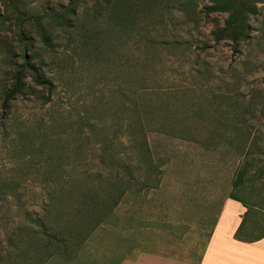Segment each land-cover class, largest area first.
<instances>
[{
  "label": "rangeland",
  "instance_id": "374dc122",
  "mask_svg": "<svg viewBox=\"0 0 264 264\" xmlns=\"http://www.w3.org/2000/svg\"><path fill=\"white\" fill-rule=\"evenodd\" d=\"M231 11L245 21L236 46L215 40ZM12 53L52 87L0 114V249L11 262L32 258L24 242L38 219L63 220L68 189L108 203L103 189L84 195L113 166L105 141L128 162V137L143 136L152 173L141 164L143 184L94 227L88 203V238L43 264L195 263L238 164L254 159L247 174L264 175V0H0V82ZM263 182L233 191L249 205L244 238L264 233Z\"/></svg>",
  "mask_w": 264,
  "mask_h": 264
},
{
  "label": "trees",
  "instance_id": "16d2710c",
  "mask_svg": "<svg viewBox=\"0 0 264 264\" xmlns=\"http://www.w3.org/2000/svg\"><path fill=\"white\" fill-rule=\"evenodd\" d=\"M244 27L245 21L241 11H231L228 19L224 23L223 28L217 33L215 40L217 41L219 38H222L230 41L232 46H236L244 37ZM41 37L43 40H45L43 35ZM21 60V63H17L15 61V54H11L9 64L10 70L8 76L4 77L0 82V114L3 116L9 112L12 102H14L18 97L27 93L38 100L46 101L48 96H44L43 92L47 91V93H50L51 91V82L47 80L39 71V64L33 62L30 58H25L23 55L21 56ZM26 79L29 80L30 85L26 82ZM2 119H4V117ZM128 138L130 139L128 140L129 152L132 153V156L129 158L128 162H123L120 158H114L113 152L110 148L112 145L111 142H104L105 146L103 147L105 148L102 150L103 152H111L112 156L110 158L114 160L113 166L109 164V171L105 177L99 172H96L92 179V182H96V186L90 187V189L86 190L87 193L84 194L86 196L89 193H96L98 190L103 189V192L111 193V195H117L116 199L109 195L110 199L108 200V203H96V206L95 203L92 204V200H90V203L88 202L89 205H91V208L94 207L95 211L97 212V214L95 212L96 218L94 220L96 223L93 225L91 224V218L93 216L92 214L90 219L87 217L88 213L90 212L86 206L88 203H85V199L81 198L80 196L73 195V188H70L65 192V197L62 198L59 196L62 199L68 197L67 199L72 201L70 203L67 200H63V205L65 207L73 206L61 210L62 212L60 217L63 220L61 222L59 221L57 226L54 228L52 225H50V223L45 222L46 217L38 219L36 223L37 230H33L30 238L24 242L26 245L24 252L29 251L32 253V258L29 260L27 258V254H24L23 256L19 257L20 262H11V258L9 257L10 252L0 249V264H43L47 259L55 256L56 251H59V253L63 254L69 246L78 248L81 243L88 238L91 227L97 226L99 223L101 224L104 222L103 217L105 212L108 211V214L112 211V208L116 206L121 195L129 192L132 188L140 187V185L143 184L138 180V177L140 176L139 172L141 170L140 165L142 164L145 166L144 173L146 174L152 173L153 165L151 159L149 158V151L144 137L141 135H132L131 138L130 136ZM137 155L141 158L139 159ZM254 161V159L249 161L244 159L242 160V164L241 162L238 164L235 174L230 182V192L226 196L227 199L239 203L243 208L246 209L239 226L233 234V238L241 242H254L264 237V233H262L261 235L254 238H244L243 231L249 205L233 194V191L247 187L248 183L252 182V179L255 178V180H259L261 177H264L263 173L261 172L257 176L247 174L246 167H251ZM63 185L68 187L70 186L69 182L67 181L63 182ZM47 202H49V205H45V212L50 209L51 203L54 202V197L52 196L50 198L49 196V200ZM99 206L104 208V212L101 215H99L97 211L100 208ZM46 208L49 209L46 210ZM214 223L215 219L211 223V228L206 235V240H208L210 236ZM76 229H83V231H85L82 239L79 238L78 232L80 230ZM44 253L47 255H42ZM37 255L39 256L37 257ZM65 260L69 261V259ZM199 260L200 256L195 264H197Z\"/></svg>",
  "mask_w": 264,
  "mask_h": 264
},
{
  "label": "crops",
  "instance_id": "0c3cea01",
  "mask_svg": "<svg viewBox=\"0 0 264 264\" xmlns=\"http://www.w3.org/2000/svg\"><path fill=\"white\" fill-rule=\"evenodd\" d=\"M246 209L226 199L220 206L210 236L197 264H264V237L254 242H241L233 238ZM126 264H195L181 263L158 256L139 254Z\"/></svg>",
  "mask_w": 264,
  "mask_h": 264
}]
</instances>
